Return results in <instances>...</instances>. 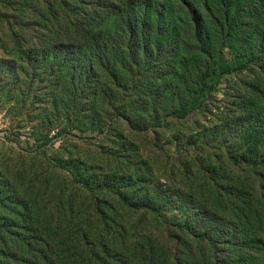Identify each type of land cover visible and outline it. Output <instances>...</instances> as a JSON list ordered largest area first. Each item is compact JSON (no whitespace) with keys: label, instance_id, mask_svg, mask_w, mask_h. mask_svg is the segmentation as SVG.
Masks as SVG:
<instances>
[{"label":"trees","instance_id":"obj_1","mask_svg":"<svg viewBox=\"0 0 264 264\" xmlns=\"http://www.w3.org/2000/svg\"><path fill=\"white\" fill-rule=\"evenodd\" d=\"M36 1L35 35L14 34L11 42L18 52L38 56L54 105L69 101L102 141L119 134L120 126L172 146L176 136L166 132L163 140L159 132L186 118L193 90L201 93L189 112L205 108V81L219 92L228 77L264 59V0ZM208 54L216 62L211 67ZM187 56L204 60L198 73L187 61L176 63ZM119 90L125 95L117 99ZM245 105L241 121L247 129L241 148L228 157V173L189 194L152 182L150 155L138 159L130 176L108 166L99 181L68 190L70 173L58 175L49 151L21 153L22 164L32 160L37 171L8 172L1 183L0 264H264V152L250 160L237 157L250 140L264 141V77L251 83ZM47 113L53 116L49 127L60 125L54 111ZM53 139L47 133L42 142ZM10 180L27 186L18 191ZM93 184L109 198L84 207L76 198L84 202V190H94ZM162 199L170 204L167 216L156 208ZM140 213L170 228L179 243L141 231L144 220L134 218ZM190 213L197 221L169 223L171 216Z\"/></svg>","mask_w":264,"mask_h":264},{"label":"rangeland","instance_id":"obj_2","mask_svg":"<svg viewBox=\"0 0 264 264\" xmlns=\"http://www.w3.org/2000/svg\"><path fill=\"white\" fill-rule=\"evenodd\" d=\"M40 7L36 0H0L1 193L4 189L1 183L4 185L3 179L8 172L18 175L22 170L28 173L37 171L32 160L22 164L20 154L27 152L32 155L42 153L43 150L49 151L59 165L58 175L70 173L68 190L80 187L83 182L91 184L92 179L99 181L108 166H120L119 176H130L135 171L134 164L138 159H144L147 155L152 156L155 162L151 169L152 182L161 180L166 190L171 188L172 191L181 190L189 194L188 191L196 192L202 184L205 185L208 178H218L228 173V157L231 151L238 152L241 148V138L245 136L247 129L241 120L244 119L242 111L247 107L245 103L248 88L254 80L264 77V59L253 61L248 69L228 77V81L219 87V92L218 88H213L212 81H205L200 86V89H203L205 108L189 112V105L194 102L197 94L201 93L199 90H193L191 96L186 97L187 105L184 111H188L185 118L187 120L176 121L174 126L159 132L163 140L166 138V132L176 136L172 146L163 147L162 140L152 136L143 138L120 126L116 127L119 134H115L110 140L102 141L98 132L88 129L89 123L85 114L71 111L72 104L69 101L54 105L52 95L46 93L49 92L48 87L42 83L46 75L39 69L41 61L38 56L18 52V44L11 42V35L14 34L18 38L35 35ZM189 31L188 26L181 30L182 38L178 47L186 46L183 41L184 32ZM23 46L25 49L26 46ZM211 48L209 53H214L212 46ZM210 55L208 54L205 60L209 67L216 63ZM186 61L189 69L198 73L199 64L204 60L188 56L176 58V63L180 65ZM33 79L35 85L30 82ZM114 95L119 99L125 93L119 90L114 92ZM176 105L173 103L171 107ZM178 107L180 106L177 105L176 108ZM176 108L170 110L163 106L162 110L178 111ZM50 111H54L58 116L56 118L60 125L49 127L48 122L53 120V116L47 113ZM15 133L19 134L18 139ZM47 133L49 137L54 136V139L44 144L42 140ZM255 141L250 140L237 157L250 160L263 154L264 141ZM205 143L209 144V147L205 146ZM63 167L66 169H61ZM7 182L18 191L27 186H22V181H18L17 185L13 180ZM93 189L91 187L90 191L84 190V202L82 197L76 198L79 203H84V207L103 203L109 198V194L97 185L93 184ZM165 203L162 199L156 204V208L162 215L167 216L170 204L166 206ZM142 213L134 215L135 220H144L141 231L144 230L161 242L170 240L172 243H179V240L169 233L170 228L161 226V222H157L151 215L144 216ZM190 215L191 218L186 216L177 219L171 216L169 223L175 225L197 221L193 213Z\"/></svg>","mask_w":264,"mask_h":264}]
</instances>
